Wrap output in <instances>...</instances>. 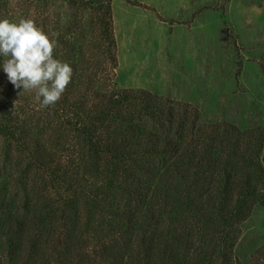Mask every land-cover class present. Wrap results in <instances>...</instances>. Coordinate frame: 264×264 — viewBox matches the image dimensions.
<instances>
[{"label":"rangeland","instance_id":"rangeland-1","mask_svg":"<svg viewBox=\"0 0 264 264\" xmlns=\"http://www.w3.org/2000/svg\"><path fill=\"white\" fill-rule=\"evenodd\" d=\"M80 1L86 0H0V18H32L55 39V49L87 58L86 44L98 35L95 28L103 9L99 1L84 6ZM110 8L115 61L95 50L97 68H92V79L83 81L86 85L150 91L171 104L197 110V125L229 123L242 131L264 130V0H110ZM83 88L77 85L76 92ZM50 109L40 107L34 90L14 88L0 70V200L4 197L14 207L29 230L13 251L9 239L14 234L0 229V264H108L103 247L119 243L124 229L115 232L121 223L110 218L101 191L113 186L121 192L125 179L108 174V166L92 159H84L85 165L75 162L80 139L64 124L66 117ZM8 114L16 128L27 131L22 147L2 132ZM37 142L54 150L46 151L45 158L50 153L52 160H61L62 175L72 176L71 193L83 205L79 217L54 212L65 193L30 160L29 151L37 150ZM82 165L88 169L83 171ZM170 179V189L184 186V178L176 173ZM26 198L27 208L21 207ZM42 207L53 211L44 223L33 217ZM174 208L168 206L161 224L170 249L174 236L192 223L187 220L177 227ZM32 217L30 228L27 220ZM235 234L232 252L241 264H264V205L256 204L249 217L236 224ZM202 238H195L193 260L205 256L217 264L214 244L204 238L203 245ZM26 258L36 261L28 263Z\"/></svg>","mask_w":264,"mask_h":264},{"label":"trees","instance_id":"trees-1","mask_svg":"<svg viewBox=\"0 0 264 264\" xmlns=\"http://www.w3.org/2000/svg\"><path fill=\"white\" fill-rule=\"evenodd\" d=\"M96 1L103 10L95 28L98 35L90 37L86 44L87 58L84 55L75 58L74 54L61 53L54 48V57L68 62L73 74L61 99L50 105V110L66 117L64 124L80 139L82 152H76L75 162L85 165L84 159H92L108 166V174L114 172L125 179L127 186H123L121 192L112 189L113 186L101 191L105 206L111 208L110 218L116 222L118 219L116 225L121 223L115 232L124 229L119 243L104 245L107 263L212 264L205 256L193 260L192 255L197 250L195 238L201 234L203 245L204 238L214 244L217 264H241L232 252L236 224L247 219L256 204L264 205V130L242 131L229 123L197 125V110L171 104L150 91L93 89L86 85L83 81L92 79V68H97L93 62L95 50L106 54L112 64L115 61L110 0L80 3L84 6ZM75 83L84 84L81 92H76ZM12 118L10 114L3 117L2 132L12 136L18 147H22L27 131L23 127L16 128ZM36 149L29 151L30 160L49 176L53 187L63 188L62 193H65L61 204L53 208L54 212L67 211L79 217L83 205L79 206L78 198L71 193L75 189L72 176L67 175L69 172L62 175L61 160H52L50 153L45 158L46 151L54 150H48L39 142ZM84 165L83 171L88 169ZM174 173L184 178L180 189L169 188ZM172 198L176 199L174 206L169 203ZM27 203L26 198L21 207L27 208ZM168 206L175 207L172 211L178 216L177 227L182 228L187 220L192 222L188 228H183L185 232L174 236L175 246L171 249L166 231L161 228ZM13 208L1 198L0 229L6 228L8 235L14 234L9 236L14 251L18 243L23 244V234L29 230L24 218L15 214ZM52 212L42 207L33 217L44 223ZM33 217L27 220L31 227ZM27 261L36 260L26 258Z\"/></svg>","mask_w":264,"mask_h":264},{"label":"clouds","instance_id":"clouds-1","mask_svg":"<svg viewBox=\"0 0 264 264\" xmlns=\"http://www.w3.org/2000/svg\"><path fill=\"white\" fill-rule=\"evenodd\" d=\"M55 44L32 18H0V70L14 88L34 90L41 108L61 99L73 74L68 62L54 57Z\"/></svg>","mask_w":264,"mask_h":264}]
</instances>
